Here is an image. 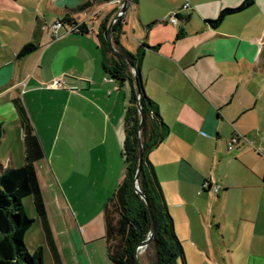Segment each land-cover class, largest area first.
Here are the masks:
<instances>
[{"label":"crops","instance_id":"obj_1","mask_svg":"<svg viewBox=\"0 0 264 264\" xmlns=\"http://www.w3.org/2000/svg\"><path fill=\"white\" fill-rule=\"evenodd\" d=\"M186 1L188 12L183 11ZM245 1L179 0L150 12L146 23L154 26L147 31L139 21L137 33L128 15L132 10L140 18L139 2L128 9L120 39L130 53L148 46L141 64L145 92L169 128L149 160L175 230L185 223V241L201 254L208 247L202 244L206 231L214 233L231 264L238 252L264 254V157L256 151L264 152V8L249 13L257 8L255 2L218 28L206 21ZM116 4L113 0L72 15L87 33L61 30L54 37L39 19L31 28L15 22L14 3L0 0V174L26 162L15 105L20 100L43 152L35 166L61 264H113L104 240V213L126 176L122 152L132 90L105 72L98 35L104 24L111 29ZM51 5L58 21L73 9ZM106 5L116 10L105 20L97 9ZM28 44L39 49L18 58ZM61 79L66 87L48 88ZM235 135L253 146L240 141L229 151ZM207 183L220 186V193L205 189ZM49 188L56 194L53 202L46 195ZM32 202L25 207L35 219L26 246L29 252L44 248L45 264H55Z\"/></svg>","mask_w":264,"mask_h":264},{"label":"trees","instance_id":"obj_2","mask_svg":"<svg viewBox=\"0 0 264 264\" xmlns=\"http://www.w3.org/2000/svg\"><path fill=\"white\" fill-rule=\"evenodd\" d=\"M111 1L113 0H89L69 9L67 16L60 20L63 29H71V33H87L86 25L78 27L71 16ZM130 1L131 4L140 2ZM253 4V0H246L237 8L223 10L216 20L206 23L218 28L227 17L238 14ZM179 18L177 15L176 19ZM124 25L123 18H119L111 29L106 24L102 25L98 35L105 58V72L120 84L128 82L132 90L125 116V142L122 152L126 176L105 207L104 240L108 244L109 258L113 264H187L184 249L175 231L174 220L149 160L151 152L167 138L169 128L162 120L158 105L145 92L141 64L148 46H140L136 53L124 49L120 43ZM152 26L154 24L145 28L148 31ZM38 49V45L28 44L19 52L18 58H25ZM15 105L25 133L26 162L20 168L5 169L0 174V264H45L44 248L30 253L25 243L28 230L35 224V219L28 215L23 203L29 197L33 198L37 216L43 221L55 264H61L48 225L46 205L35 166L43 157V152L24 105L20 100H15ZM141 151L143 163L137 180L140 189L138 193L135 182ZM143 197L148 200L149 208ZM152 229V240L142 252L140 247L148 240Z\"/></svg>","mask_w":264,"mask_h":264},{"label":"rangeland","instance_id":"obj_3","mask_svg":"<svg viewBox=\"0 0 264 264\" xmlns=\"http://www.w3.org/2000/svg\"><path fill=\"white\" fill-rule=\"evenodd\" d=\"M86 1L87 0H11V2L14 3V8H15L13 10L14 15L12 16V18L15 19V22L16 20H20L21 23L25 24L28 28L35 26L36 20L39 19V22H41L43 25V30L46 31L49 27L50 31L54 35L53 27L58 22H61V21H58V17L56 16V14L50 11V9L53 8L51 3L57 7L68 5L70 8H75L79 4L84 3ZM115 2H118L116 6H119V11L116 17L114 18L112 25L119 18H123V21L125 23V15L128 12V9L132 8L133 4H131V1L129 0L128 5H127V12L124 14L122 13V8L124 6L125 1L123 2L120 0H115ZM176 2H179V0H140V12H139L140 18H138V16L133 17L132 10H130L129 15H128V18L130 19L129 26L132 25V27L137 31V33H139L140 27H141L139 21H141L144 26L151 25L152 23L151 24L146 23L149 20L150 12H152L153 10L162 11L163 9L167 8L164 6H167V5L174 6ZM253 2L254 3L257 2V6H256L257 8L253 7L255 9L249 12L252 15L256 13V10L258 11L264 8V0H253ZM186 3L190 4L188 1H186ZM242 4H244V2ZM19 9L21 11V15H19V11H18ZM230 9H234V8H230ZM115 10H116L115 5H106V6L99 7L97 9L98 13L103 12V18L105 20L108 18V16L114 13ZM131 19H133L132 22H131ZM81 25L83 24L77 23V26L81 27ZM66 32L69 33V32H72V30L68 29ZM57 33H58L57 35L59 36L60 31H58ZM132 39H133V36L130 35V40ZM72 90H76V89H72ZM210 186L215 187L216 185H210ZM136 187L139 189L138 181L135 182V188ZM46 195L48 197V200L53 202L56 194L51 188H49L48 191L46 192ZM29 201L30 202L33 201V198L30 197V198L23 200L24 206L27 208H29ZM177 228H178L177 231L176 230L175 231H176L177 237L179 238L182 244L184 252L186 254V260L188 264H231V258L228 256V253L226 252V247L224 246L223 241L220 239L219 243H217L214 240V238L216 239L214 233L209 235V232L205 230L207 234V238L203 236L202 244L206 246L205 242H207L208 247H204L206 248V252L201 254L198 251V249L194 250L193 248L194 246L190 244L191 242L189 243L185 241V223L184 224L179 223V227ZM175 229H176V226H175ZM145 249L146 247L140 248L142 252ZM30 253H34V252H30ZM238 253L240 255H236L234 257V264H251L254 261L256 262V264H264V254H262V252L259 255H256L254 252L252 253L238 252ZM180 264H182V262Z\"/></svg>","mask_w":264,"mask_h":264},{"label":"built area","instance_id":"obj_4","mask_svg":"<svg viewBox=\"0 0 264 264\" xmlns=\"http://www.w3.org/2000/svg\"><path fill=\"white\" fill-rule=\"evenodd\" d=\"M118 2H119V1H118ZM189 9H190V5H189L188 3H186V4L183 6V11L188 12ZM171 22L175 24V23H177V19L174 18ZM78 27H80V26H78ZM53 28H54V36L57 37V36H58V35H57V34H58L57 32H58V31H61V30L63 29L62 23H61V22H58ZM65 86H66V82H65V80H55V81H53V82L48 86V88H50V89H59V88H63V87H65ZM240 141H243V142H245V143H249V144L252 145V143H251L246 137H244V136H242V135H235V136L232 137L231 140L229 141V147H228L229 151L234 150L235 146H236ZM252 146H253V145H252ZM256 151H257L261 156L264 157V152H263L262 150L257 149ZM204 188L207 189V190H210L214 195H218V194L220 193V191H221V188H220L219 186H215V187H213V186H210V184H208V183L204 186Z\"/></svg>","mask_w":264,"mask_h":264},{"label":"water","instance_id":"obj_5","mask_svg":"<svg viewBox=\"0 0 264 264\" xmlns=\"http://www.w3.org/2000/svg\"><path fill=\"white\" fill-rule=\"evenodd\" d=\"M128 2H129V0H125L124 6L122 8V13H124V14L127 12ZM139 92L140 91L138 90V93ZM139 109H140V113H141V107ZM142 125H143V119L141 121V127H142ZM142 163H143V154H142V151H141L140 162H139V169H138V172H137V175H136V182H137V180L139 178V175H140V172H141V169H142ZM136 190H137L138 193H140V190L137 187H136ZM143 198L145 199V201H146V203L148 205V208H149L150 206H149L148 200L145 197H143ZM153 233H154V230L152 229L151 234H150V237L148 238V240L146 242L143 243V245L140 248H145V247H147L149 245V243L152 240Z\"/></svg>","mask_w":264,"mask_h":264}]
</instances>
